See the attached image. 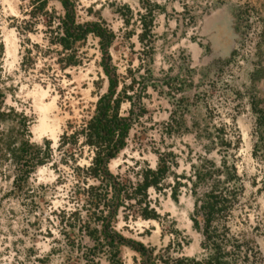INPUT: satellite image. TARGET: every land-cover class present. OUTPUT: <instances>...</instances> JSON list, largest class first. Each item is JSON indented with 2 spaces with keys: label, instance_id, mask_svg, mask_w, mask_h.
<instances>
[{
  "label": "rangeland",
  "instance_id": "1",
  "mask_svg": "<svg viewBox=\"0 0 264 264\" xmlns=\"http://www.w3.org/2000/svg\"><path fill=\"white\" fill-rule=\"evenodd\" d=\"M189 1L194 3H189L188 11L197 15L222 2ZM147 2L153 3L145 0V5ZM73 3L80 23L100 22L117 34L109 63L117 74L119 90L127 88L126 94L133 99L125 98L121 105L122 114L130 117L133 125L127 146L109 163L110 172L133 189L144 166L155 168L159 153L172 152L168 160L177 161V167H172L183 183L178 201L172 198L173 177L161 193L150 190L160 220L142 218L137 206H121L110 220L114 230L155 249L172 263L178 258L203 261L210 251L203 245L204 235L193 226L192 216L196 198H205L216 182L228 207L214 221V239L229 251L226 261L264 264V75L262 80L260 77L264 71L246 81L236 75L230 82L227 66L233 61L232 54L210 77L197 70L192 73L188 69L191 60L180 44L182 37L160 32L153 34L150 62L144 51L149 42L138 38L143 28L140 15L147 14L142 2ZM126 5L133 14H126ZM36 6L32 0H0V38L4 43L0 87L6 95L5 106L28 116L33 142L43 148L46 140L51 144L50 160L20 184L15 182L18 175L13 162L0 157V264H140V254L130 246H122L115 255L107 243L92 238L94 228H102L101 211L108 215L111 191L102 178L88 171L94 152L85 136L78 134L73 146L63 139L64 134L70 136L87 125L98 98L108 89L102 52L87 39L78 42L73 52H65L58 42L64 7L51 0L47 13H42ZM242 12L239 27L245 23ZM126 19H130L129 25ZM129 33L133 35L129 37ZM241 39L239 34L235 45ZM70 55L72 64L66 65ZM51 103L48 127L58 122L56 137L50 128L42 135L36 130L42 107ZM16 120L0 121V138L18 123ZM196 169L204 175H220L221 180L207 176L196 194L190 180ZM91 185H102L97 191L99 199L90 196Z\"/></svg>",
  "mask_w": 264,
  "mask_h": 264
},
{
  "label": "trees",
  "instance_id": "2",
  "mask_svg": "<svg viewBox=\"0 0 264 264\" xmlns=\"http://www.w3.org/2000/svg\"><path fill=\"white\" fill-rule=\"evenodd\" d=\"M62 3L66 10V15L62 19L63 35L58 38V42L62 45L65 52H73L76 44L87 38L89 33H94L101 38V48L103 51L102 67L109 79L108 91L100 97L97 102V107L94 115L88 121L87 125L82 130H76L72 135L67 133L63 135L64 143L70 141L69 146H73L78 142V134L82 133L85 137L86 143L92 147L94 156L92 164L88 168V171L97 178H102V182L107 184V191H111V197L107 195L108 207H110L108 215H105L101 211L99 220H102V228L95 227L90 233L92 238L99 244L102 242L107 243L112 252L119 254L121 247L126 245L130 246L133 250L141 256L140 264H228L226 261V255L229 254L227 249H224L216 239L214 235H217L216 226L214 221L220 216L222 212H227V203L223 199L221 192L217 191L218 185L215 183L210 192L205 194L201 200L196 202L197 213L204 214V225L202 226L197 218L194 219L195 227L201 231L204 235L203 245L209 249V256L203 261H197L191 258H178L174 263L170 259H164L162 255L156 254L155 249L148 248L141 242L128 240L117 231L114 230L110 220L115 219L119 208L123 206L125 209H132L137 206L139 214L144 219L160 220L158 211L153 207L150 199V190L154 189L156 192H162L168 186V179L173 177L175 185L172 193V198L175 201L180 199L179 190L183 183L179 180L178 175L172 169V165L169 164L168 158L172 155V152L159 153L157 168H152L148 164L144 166L138 173L137 182L133 189L127 187V183L120 180L119 177L113 175L109 170V163L118 157L119 153L127 146V138L132 128V120L130 117L121 115V105L125 98L130 101L133 100L126 94L127 88L119 90V81L117 74L111 67L109 60L111 59L109 51L113 43L117 38V34L106 27L100 22H92L86 24H78L75 20L74 3L73 0H58ZM144 6H146V15H140L143 26V32L138 35L140 42H149V47L145 48V54L149 56V61L153 60V27L155 21L154 10L161 8L155 3L140 0ZM36 4L37 10L42 13H47L46 8L50 0H32ZM149 3V4H148ZM126 14H133L131 8L126 5ZM123 8V9H124ZM36 15L35 11L32 12ZM126 25L130 24V19H126ZM133 35L129 33V37ZM4 53V44L0 39V56ZM72 55L66 60V65L72 64ZM74 64L76 61L74 60ZM1 69V68H0ZM264 71V69H263ZM264 73L262 74L263 77ZM258 77V78H260ZM256 80V79H254ZM136 81H134L135 83ZM1 85V80H0ZM131 88H134L132 86ZM6 95L0 87V121H7L8 119L15 123L18 119V123L11 127L7 134H2L0 138V157L9 158L15 168L17 180L16 183L27 182L29 177L36 172L38 167L44 165L51 158L50 141L46 140L45 148L32 141L31 130L28 126V116L22 112L17 111L15 108H6L5 103ZM133 106L136 103L132 101ZM133 109L131 110V112ZM130 112V114H131ZM183 118V117H182ZM16 120V121H15ZM1 134V133H0ZM48 150L45 152V150ZM173 165L177 166L176 161H172ZM212 166L215 163L209 161ZM217 173H221L218 169ZM191 178L192 192L197 194V187L203 184V181L207 176L214 178L215 175H204L200 171ZM236 177V175L228 178V180ZM89 194L95 199H99L98 190L101 186H89ZM95 203H99V200H94ZM126 206V207H125ZM104 217V218H103ZM133 217H138L133 215ZM107 218V219H106ZM96 219V218H95ZM96 219V220H98ZM129 219V215L126 216ZM90 228V225H87ZM212 243V244H211ZM234 250L236 246L233 247Z\"/></svg>",
  "mask_w": 264,
  "mask_h": 264
},
{
  "label": "crops",
  "instance_id": "3",
  "mask_svg": "<svg viewBox=\"0 0 264 264\" xmlns=\"http://www.w3.org/2000/svg\"><path fill=\"white\" fill-rule=\"evenodd\" d=\"M156 1L160 3L161 9L155 15L154 32L168 36L176 35L180 39L182 37L180 44L186 48L192 63L188 69L192 73L197 70L205 77H210L216 72L233 53L240 34L238 18L241 4H251L264 9V0H221L222 2L211 11L197 15L188 11L191 10L189 0ZM161 1H165L163 5ZM191 3L193 4L194 1ZM187 11L194 14L191 24H187L184 20L188 15Z\"/></svg>",
  "mask_w": 264,
  "mask_h": 264
},
{
  "label": "built area",
  "instance_id": "4",
  "mask_svg": "<svg viewBox=\"0 0 264 264\" xmlns=\"http://www.w3.org/2000/svg\"><path fill=\"white\" fill-rule=\"evenodd\" d=\"M56 1H58V0H56ZM61 5H62V3H61ZM65 15H66V10H65V13L63 14V18L65 17ZM75 20L78 24H86V23H80L77 20V18H75ZM187 21H190V19H187ZM243 31H244V35H243L242 40L238 43V45L236 47V52H235L233 61L231 62L230 65L227 66L228 68H230V70H231L230 72L232 74V79L230 82H232L233 80H236V75L240 76L241 80H245V81L248 80L251 72H253L257 66V62L259 60L258 54H259L260 46H261L262 41L264 39V9H260V10L254 9V8L249 9L248 15L246 17L245 27L243 28ZM61 35H63V33ZM86 39L89 42L93 41L94 45L99 50H101L102 55H103L100 37H98L94 33H89ZM86 39L81 41V42H85ZM61 47H62V45H61ZM236 69H240V72ZM104 73H105V71H104ZM105 75H106V73H105ZM106 77L108 78L107 75H106ZM235 86H236V84H235ZM108 87H109V83H108ZM107 91H108V89H107ZM99 99H100V97L98 98V100ZM98 100H97V102H98ZM97 102H96V107H97ZM96 107H95V109H96ZM121 115L124 116L122 114V112H121Z\"/></svg>",
  "mask_w": 264,
  "mask_h": 264
},
{
  "label": "flooded vegetation",
  "instance_id": "5",
  "mask_svg": "<svg viewBox=\"0 0 264 264\" xmlns=\"http://www.w3.org/2000/svg\"><path fill=\"white\" fill-rule=\"evenodd\" d=\"M138 1H140V0H138ZM141 2V1H140ZM152 2L153 3H155V4H157V5H159L160 6V3H158L157 1H154V0H152ZM186 4H188V1L186 2ZM216 7V6H215ZM241 9L243 10V12L245 13V15H246V17H247V15H248V11H249V9L250 8H254V9H262V7H260V8H258V7H256V6H253V5H251V4H241ZM161 8H157V9H155V10H157V11H159ZM154 10V13H155V15H156V13H157V11H155ZM245 10V11H244ZM211 11V10H210ZM242 12V13H243ZM246 17H245V22H246ZM192 18L193 17H191V13L190 12H188V15H186V17H185V22L187 23V24H191L192 23ZM187 19H190V21H187ZM239 20H241L242 21V19L240 18ZM155 22H156V19H155V21H154V27H155ZM242 25H240V34L242 35V38H243V35H244V31H243V28L245 27L244 26V22L242 21ZM241 26H243L242 28H241ZM143 27V26H142ZM154 27H153V34L155 33L154 32ZM142 32H143V28H142ZM141 32V33H142ZM141 33H138V35L139 34H141ZM1 39V38H0ZM240 40V39H239ZM239 40H238V43H239ZM242 40V39H241ZM1 41H2V39H1ZM3 42V41H2ZM238 43L236 44V45H234L235 47H234V49H233V53L232 54H234L235 55V52H236V47H237V45H238ZM4 44V43H3ZM263 53H264V39H263V41H262V44H261V46H260V50H259V54H258V62H257V66H256V68H255V70L253 71V72H251V74H250V77H251V75L252 74H256V72L257 73H259V72H261L263 69H264V67H263V63H261L260 64V61H262V58H264V55H263ZM4 54V53H3ZM233 55V56H234ZM0 58H1V56H0ZM261 70V71H260ZM253 76V75H252ZM250 77H249V79H250ZM257 79V78H256ZM254 80V79H253ZM261 80H262V77H261ZM251 83L253 82L252 81V78H251V81H250ZM4 105H5V103H4ZM6 107V106H5ZM7 108V107H6ZM9 108H14V107H9ZM183 121V120H182ZM169 161V160H168ZM173 161H175V160H173ZM177 162V161H176ZM157 164H158V162H157ZM169 164H173V162L171 163V161H169ZM178 165V164H177ZM175 166V165H174ZM175 167H177V166H175ZM153 168V167H152ZM155 168H157V165H156V167ZM172 169H173V167H172ZM174 170V169H173ZM175 172V171H174ZM197 174V169L195 170V173H194V175H196ZM194 175H191L190 176V179L191 178H194L195 176ZM215 181L216 180H221L220 179V175H215V178H213ZM169 180V179H168ZM216 183V182H215ZM192 191V190H191ZM203 198V196H201V197H199V199L201 200ZM197 200H198V197L196 198V202H197ZM195 202V203H196ZM154 207V206H153ZM155 208V207H154ZM156 209V208H155ZM157 210V209H156ZM158 211V210H157ZM194 215L192 216V222H193V226L195 227V222H194V219L195 218H197L196 217V215L198 216H200L201 218H202V220L203 221H200L199 219H197V220H199L200 221V223H201V225L203 226L204 225V214H202L201 212H198L197 213V209H196V204L194 205ZM196 214V215H195ZM196 228V227H195ZM199 231V230H198ZM201 232V231H200ZM202 233V232H201ZM202 235H203V233H202Z\"/></svg>",
  "mask_w": 264,
  "mask_h": 264
},
{
  "label": "bare ground",
  "instance_id": "6",
  "mask_svg": "<svg viewBox=\"0 0 264 264\" xmlns=\"http://www.w3.org/2000/svg\"><path fill=\"white\" fill-rule=\"evenodd\" d=\"M51 108H52V103L46 104V106L42 107L43 116L41 117L40 124L38 125L36 130L39 132L40 135H42L43 133H45L44 131L46 130V128H50L53 131V136L56 137L57 136L56 126H58V122L55 123L56 124L55 126H49L48 127V122L50 121L49 119H51V118H50V116H47V115H49L51 113V111H50Z\"/></svg>",
  "mask_w": 264,
  "mask_h": 264
}]
</instances>
